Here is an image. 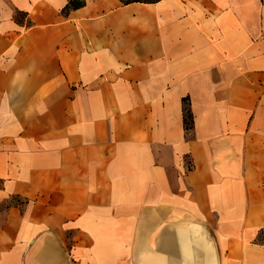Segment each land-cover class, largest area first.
Segmentation results:
<instances>
[{"label": "crops", "instance_id": "obj_1", "mask_svg": "<svg viewBox=\"0 0 264 264\" xmlns=\"http://www.w3.org/2000/svg\"><path fill=\"white\" fill-rule=\"evenodd\" d=\"M68 2L0 0V264H264V0Z\"/></svg>", "mask_w": 264, "mask_h": 264}, {"label": "trees", "instance_id": "obj_2", "mask_svg": "<svg viewBox=\"0 0 264 264\" xmlns=\"http://www.w3.org/2000/svg\"><path fill=\"white\" fill-rule=\"evenodd\" d=\"M123 3L127 4L134 1H143V2H155L158 0H121ZM85 3V0H69L67 3L65 10H69L70 8H77L82 6ZM184 121L186 125L187 131H189L193 126V113L191 107L189 105L188 97L184 98Z\"/></svg>", "mask_w": 264, "mask_h": 264}]
</instances>
